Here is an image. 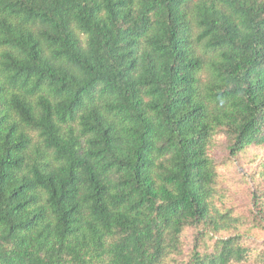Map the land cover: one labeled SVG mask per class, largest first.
I'll use <instances>...</instances> for the list:
<instances>
[{"label":"trees","instance_id":"1","mask_svg":"<svg viewBox=\"0 0 264 264\" xmlns=\"http://www.w3.org/2000/svg\"><path fill=\"white\" fill-rule=\"evenodd\" d=\"M261 151L264 0H0V264H264Z\"/></svg>","mask_w":264,"mask_h":264},{"label":"rangeland","instance_id":"2","mask_svg":"<svg viewBox=\"0 0 264 264\" xmlns=\"http://www.w3.org/2000/svg\"><path fill=\"white\" fill-rule=\"evenodd\" d=\"M253 152L254 149H247L243 153L244 157L236 163V166L224 172L226 180L228 179V187L231 189V198L228 200L229 203L226 202V206L235 207L234 209L236 212L239 210L241 213H244L246 210L244 204L248 202L247 191L250 183L245 182L244 178L252 173L258 163V159H251ZM248 235L251 240H255L256 238L257 240L264 242V230H252Z\"/></svg>","mask_w":264,"mask_h":264}]
</instances>
